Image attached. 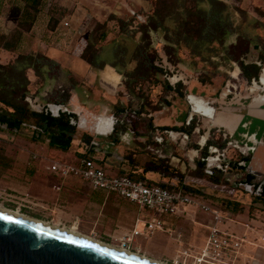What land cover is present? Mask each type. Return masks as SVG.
I'll return each mask as SVG.
<instances>
[{"label":"rangeland","instance_id":"374dc122","mask_svg":"<svg viewBox=\"0 0 264 264\" xmlns=\"http://www.w3.org/2000/svg\"><path fill=\"white\" fill-rule=\"evenodd\" d=\"M81 1L85 7V0ZM115 1L109 0V3ZM154 1L151 0L148 9L142 7L135 12L126 10V14L121 15L123 17L114 14L122 21L107 16L103 21L93 19L87 23L84 12H81L80 35L76 39L73 38V30L69 25L62 24L59 33H50L45 29V22L40 19V25L33 35L30 37V33H26L15 50L17 29L4 27L2 18L8 17V26L16 20L19 11L12 8V5L18 1L3 0L0 11V50H6V55L0 59L5 63H12L19 52L37 51L53 61L52 57H57L59 63L46 62L43 68L45 76H36L32 69L26 71L27 77L31 78L27 86V97H37L41 101L66 100L67 105L78 106L84 113L92 111L96 115L105 108L107 113L124 110V126L120 128L136 127L138 131L148 132L151 123L147 113H152V117L155 116L158 120L170 113L163 107L168 94L163 86L168 78L203 80L220 88L228 78L230 57H237L249 43H256L264 48V0H162L164 6L160 3L156 5ZM67 2L69 1L44 0L41 17L50 15L51 21L62 20L67 14V7L64 5ZM211 2L222 18V24L218 27L211 26L205 17L204 11L211 9ZM155 9H158V14ZM162 12L166 13V17L161 18ZM138 13L143 16L137 17ZM208 24V27L216 28L201 29ZM103 30L106 37L99 41L97 37ZM225 30L227 34L223 37ZM211 36L217 40L208 41ZM39 39L50 43L49 47H44ZM88 39L95 42V47L99 49L101 69L107 64L119 76L113 91L103 86L100 73H89L90 66L77 55ZM40 93H43V97ZM68 95L73 97L71 103L67 101ZM28 106L32 108L29 103ZM28 122L35 123L34 119ZM72 133L74 140L71 146L62 150L49 144L48 133L30 126H22L13 131L0 129V207L18 211L52 227L71 230L68 227L70 222L59 224L55 220L56 215L47 212L54 204L66 198L60 196L53 201L40 200L36 186H44L39 182L47 179L51 162L72 163L75 160L80 151L79 141L85 139V132L78 129ZM151 135L149 139L134 137L130 143L113 148L112 152L124 158L126 171H133L139 177L146 173L143 169L147 164L157 165L163 161L172 170L167 172L161 168L158 171L170 177L178 175L180 179H184L189 190L203 196L209 207L217 210V216L196 206L183 205L181 216L172 217L129 203L135 212L129 224L130 231L135 217L140 220V234L133 235L130 249L135 250L136 245L141 246L139 252H130L164 264H181L183 261L185 264H193L205 246L209 227L217 223L221 231L232 233L237 236L235 240L241 241L238 247L230 246L228 254L221 253L218 264H264V200L236 192L232 200L237 203H232L231 198H228V193L232 191L226 179L221 178L219 183L213 184L204 171L191 169L188 158L179 147L174 145L165 150L151 139ZM159 149H162L165 157L159 156ZM171 155H183L181 158L186 166L184 173L169 165ZM38 163L42 164L43 174L36 175L33 172ZM117 165L116 159L111 157L107 165L102 166L111 174H116ZM146 180L158 182L160 178L154 175L153 179ZM32 182L35 183L29 185ZM83 184L88 185L87 182ZM154 218L162 221V228L152 233L145 232V221ZM76 226L77 231L71 230L74 233L118 247L113 244L118 243L113 239L100 234H95L96 238L85 234L89 227L85 221V213ZM209 251L210 254L213 253L212 248ZM207 259L211 260L209 257Z\"/></svg>","mask_w":264,"mask_h":264},{"label":"flooded vegetation","instance_id":"af4514ba","mask_svg":"<svg viewBox=\"0 0 264 264\" xmlns=\"http://www.w3.org/2000/svg\"><path fill=\"white\" fill-rule=\"evenodd\" d=\"M228 62V78L220 88L203 80L168 78L163 88L170 94L166 95L163 107L170 113L162 120L147 113L151 123L148 132L138 131L136 127L120 128L124 126V110L107 113L105 108L96 115L92 111L84 113L78 106L67 105L66 100L41 101L38 98L39 103H36L35 98L27 96L25 100L40 114L66 119L72 141L73 130L84 131L85 139L79 141L78 152L92 155L105 165L112 157L118 162L116 170L134 174L126 171L124 158L113 153L112 149L130 143L134 137L149 139L152 134L151 139L165 150L174 145L179 147L188 158L191 169L204 171L213 184L219 183L221 178L226 179L232 191L228 193L232 203H237L232 200L236 192L264 200V48L249 43ZM67 101L71 103L70 95ZM23 126L42 129L36 123L26 122ZM157 151L161 158L165 157L162 149ZM183 155H171L168 161L181 173L186 167L181 158ZM154 175L160 178V183L189 190L187 182L178 175L170 177L158 170H148L143 176L153 179Z\"/></svg>","mask_w":264,"mask_h":264},{"label":"crops","instance_id":"0c3cea01","mask_svg":"<svg viewBox=\"0 0 264 264\" xmlns=\"http://www.w3.org/2000/svg\"><path fill=\"white\" fill-rule=\"evenodd\" d=\"M68 1L69 2L64 4L67 7V14L66 16H63L62 20L58 22L55 32L59 30L58 31L59 33L60 30L62 29V24L64 25L67 24L70 26V29L73 30L72 35L74 39L78 38V36L80 35L79 17L81 12H84L85 14V18H86L85 22L89 23L93 19H96L97 21H103L106 19V17L109 14H115L117 16L123 17L121 15L126 14V10H131L132 12H135L136 9H141L142 7L148 9L151 6V0H116L114 3H109V0L108 1L85 0V7L84 5H82L83 1L81 0H76V1L68 0ZM1 4H2V0H1ZM20 7H21L20 2L12 5V8L18 9L19 13H20ZM1 8L2 7L0 5V11L2 10ZM138 14L139 16H143L142 14L140 15V13ZM7 18L8 17L6 16H3L2 18V23L4 27H8V28L15 27L18 17L16 18L15 21L12 22L10 26L7 25L8 22V20H6ZM45 18L46 15L44 18L42 17L37 20L31 32H29L30 37L33 35L34 31L40 25V19L42 22H45L44 24L46 31L50 33L52 32L51 30L46 28V24L47 21L49 20V17L46 19ZM39 40L44 47H49L50 43L41 41V39ZM5 55H6V50L1 49L0 58L5 57ZM52 58L54 59V61H57L58 63L60 62V60L57 57L53 56ZM0 63H5V62H3L2 59H0ZM89 66H90V69L88 70L89 73L91 74H94L96 72L98 74L100 73V80L103 86L107 90L113 91V89L116 87L119 81V76L113 72L114 70L107 64L104 65L105 67H103V69H96L91 65ZM30 79L31 78H29V80ZM35 98L38 99L37 97ZM41 170H42V164L38 163V167L36 171L33 173L36 175L43 174ZM46 176L47 179H43L42 182L41 181L39 182L44 185L41 186L43 188H41L39 184L38 186L35 185L36 190L38 192L37 196L38 198H40V200L42 199L46 201H53L59 198L60 196L66 198L62 200V202H58L54 204L52 207H50L51 208L50 210H47L48 213H52L56 215L55 220L58 221L59 224L64 223L65 221L70 222V225H68V227H70V229L73 231H77L76 225L79 222H81V215L85 213V221L89 226L88 231H85V234L91 235L95 238L97 237L95 236V234H100L102 236L110 238L111 240L113 239L118 243L121 240V238H123L125 235H131L132 236L131 243L133 242L134 238L132 235V228L134 224L131 227V231L129 229V224L131 223V218L134 217L135 212L130 208L131 205L129 204L130 202L120 199L113 193L100 191V190H93L87 185L83 184L82 180L73 176L62 178L53 175L51 171L49 175ZM34 183L35 182H32L29 185L32 186ZM57 186H59V189L56 188ZM136 218L137 216L135 217V219ZM63 225L66 226V224ZM118 243H113V244L118 245ZM140 247L141 246L136 245L137 249H140Z\"/></svg>","mask_w":264,"mask_h":264},{"label":"trees","instance_id":"16d2710c","mask_svg":"<svg viewBox=\"0 0 264 264\" xmlns=\"http://www.w3.org/2000/svg\"><path fill=\"white\" fill-rule=\"evenodd\" d=\"M21 3L20 13L16 22L15 29H17L16 43L14 49L17 50L18 45L23 40L26 33L31 32L34 24L39 18H42V10L44 7V0H17ZM3 2V0H2ZM156 5L162 4V0H155ZM1 5V0H0ZM164 6V4H162ZM169 6V5H168ZM158 14V9L154 10ZM205 17L211 26L216 27L222 24V18L220 12L213 8L211 2V9L204 11ZM45 17V16H44ZM46 28L51 30V33H58L56 26L60 19L52 20L49 16ZM166 17V13L162 12L161 18ZM45 18V19H46ZM108 18H116L114 14H109ZM118 21H122L116 18ZM203 26L201 29H213L216 27ZM101 25V22L98 23ZM227 34L225 30L222 34L223 37ZM221 36V37H222ZM106 32L103 30L97 40H104ZM217 40L216 37L208 38V41ZM6 48V47H4ZM7 49V48H6ZM78 55L84 61L94 68H102V63L99 60V49L95 47V42L91 39L84 41L83 47L79 50ZM46 62L56 64L55 61L49 59L47 56L40 52H30L16 54L15 61L12 63H0V129H9L11 131L17 130L22 127L28 120L34 119V122L41 126V131L49 134V144L54 147H59L62 150H67L71 146V128L64 118H54L50 115L40 114L34 110H31L25 100L27 86L29 78L26 71L32 69L36 76H45V70L43 69ZM78 155L82 153L78 152ZM163 168L168 172L170 167L167 164H163V161L159 164H147L144 167V171L159 170ZM143 178H145L143 176ZM150 181V180H149ZM193 193L192 190H190Z\"/></svg>","mask_w":264,"mask_h":264},{"label":"built area","instance_id":"2783aa9c","mask_svg":"<svg viewBox=\"0 0 264 264\" xmlns=\"http://www.w3.org/2000/svg\"><path fill=\"white\" fill-rule=\"evenodd\" d=\"M35 157L33 156V158ZM102 165L105 164L94 156L82 154L76 156L72 163L53 161L50 165V171L53 175L62 178L69 176L79 178L83 182H87V186L93 190L113 193L120 199L140 207L155 210L160 215L180 217L182 213L181 206L192 205L203 211H210L217 216V210L211 209L202 198L203 196L198 193H193L176 185L164 184L154 180L149 181L146 180L149 178L139 177L120 170H117L116 174H111ZM56 188L59 189V186ZM139 221L138 218L135 219L132 235L140 234ZM162 226V221L159 218H154L145 221L144 230L147 233H152L156 229H161ZM235 238L237 236L232 233L219 231L217 223H213L209 227V234L200 257H196L193 264H199L202 262L201 260L210 264H218L217 261L221 253L228 254L231 250L230 246L238 247L240 245L241 241L235 240ZM131 240V235H125L117 246L129 251L139 252L137 248L135 250L130 249ZM209 246H212V254H210ZM207 257L211 260H208ZM174 264H177V262ZM181 264H185V262L183 261Z\"/></svg>","mask_w":264,"mask_h":264},{"label":"water","instance_id":"95a60500","mask_svg":"<svg viewBox=\"0 0 264 264\" xmlns=\"http://www.w3.org/2000/svg\"><path fill=\"white\" fill-rule=\"evenodd\" d=\"M0 264L151 263L0 211Z\"/></svg>","mask_w":264,"mask_h":264},{"label":"bare ground","instance_id":"6f19581e","mask_svg":"<svg viewBox=\"0 0 264 264\" xmlns=\"http://www.w3.org/2000/svg\"><path fill=\"white\" fill-rule=\"evenodd\" d=\"M0 211L5 212V213H8V214L13 215V216H16V217H19V218H22V219H25V220H28V221H31V222H34V223L39 224V225H42V226H45V227H48V228H51V229L60 231L62 233H65V234H68V235H71V236L80 238L82 240H85V241H88V242H91V243H94V244L103 246L105 248H108V249H111V250H114V251H117V252L126 254L128 256H131V257H134V258H137V259H140V260L149 262L151 264H164V263H161V262H157V261L150 260V259H148L146 257H143V256H140L138 254L132 253L129 250H126V249H124L122 247L119 248V246L116 247V246H113V245H109V244L103 243L101 241L92 239L91 237H85L83 235H78V234L74 233L73 231H71L69 229H64V228H58V227L49 226L48 224H46L44 222H41V221L35 220L33 218L27 217V216H25V215H23V214H21L19 212L9 211V210L3 209L2 207H0ZM201 261L210 264L209 262H206V261H203V260H201Z\"/></svg>","mask_w":264,"mask_h":264}]
</instances>
